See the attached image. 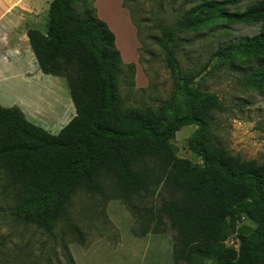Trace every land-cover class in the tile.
<instances>
[{
	"label": "trees",
	"instance_id": "obj_1",
	"mask_svg": "<svg viewBox=\"0 0 264 264\" xmlns=\"http://www.w3.org/2000/svg\"><path fill=\"white\" fill-rule=\"evenodd\" d=\"M95 1L52 0L46 33H26L40 72L66 81L75 116L52 135L18 108L0 106V215L52 234L77 195L98 196L122 202L139 235L169 232L174 264H264V164L229 159L207 144L222 106L195 82L200 71L183 73L176 57L180 35L219 23L257 25L252 38L220 46L217 57L255 55L256 81L264 84V0L243 12L227 9L236 0L188 8L162 41L176 91L155 108L122 95L119 78L124 72L133 88L135 65L122 62ZM187 126L196 127L188 147L199 163L178 158L171 143ZM231 236L236 250L225 246Z\"/></svg>",
	"mask_w": 264,
	"mask_h": 264
},
{
	"label": "rangeland",
	"instance_id": "obj_2",
	"mask_svg": "<svg viewBox=\"0 0 264 264\" xmlns=\"http://www.w3.org/2000/svg\"><path fill=\"white\" fill-rule=\"evenodd\" d=\"M51 1L0 0V12L7 13L0 17L5 26L1 28L0 25V70L16 71L19 69L17 59H32L26 33L29 28L46 33ZM199 1H95L98 18L110 29L118 30L123 10L130 23L131 16L138 25L134 46L136 64L128 63L135 65L134 86L131 88L129 80H123L124 72L118 82L129 103L155 108L169 100L176 91L165 62L166 48L162 41L179 17ZM236 1L235 5H228L230 12H243L257 2ZM122 3L127 9L122 7ZM126 31L125 34L119 33V45L125 49L124 56L129 57L126 44L130 35L128 29ZM257 31V25L219 23V26L201 34L186 33L179 36L182 49L176 57L183 73L200 71L195 82L200 83L203 91L214 95L222 106L220 112L213 113L209 122L205 135L207 144L229 159L260 166L264 164V84L256 81V56L234 55L224 61L217 57L220 46L244 37L252 38ZM42 77V80L52 83L51 97L54 100L51 108L49 103L42 105L47 107L46 113H42L36 124L57 135L75 116V109L63 78ZM138 89H143V92H137ZM1 95L4 107L16 106L8 91H2ZM45 97L49 102V97ZM48 109L52 110L51 113ZM195 131L194 126L184 127L173 136L171 143L177 149L178 158L199 163L188 147V140ZM237 244L234 236L225 242V246L232 250H236ZM172 250L169 232L139 235L133 213L122 202L107 201L98 196L77 195L70 205L69 219L59 223L52 234L18 225L9 213L0 215V264L8 259L10 264H174Z\"/></svg>",
	"mask_w": 264,
	"mask_h": 264
},
{
	"label": "crops",
	"instance_id": "obj_3",
	"mask_svg": "<svg viewBox=\"0 0 264 264\" xmlns=\"http://www.w3.org/2000/svg\"><path fill=\"white\" fill-rule=\"evenodd\" d=\"M118 9L121 10L120 7H118ZM122 12L124 14L123 17L121 13H120L121 17L118 15L120 18L118 21V24H120L118 30H115V28L112 29H110L109 27L108 28L115 36V46L120 53L122 62L124 64L132 63V62L136 64V54L134 53V49H135L134 46H136V42H135L136 29L130 23L126 11L123 10ZM6 14H7L6 12H2V13L0 12V17L6 16ZM0 25L1 28L2 27L5 28V26L2 25L1 22ZM127 29L130 35V39L127 40L126 51L129 53V57L124 56L125 49L119 45L120 43L119 33L121 32L122 34H125L127 32L126 31ZM28 30H32V28H29ZM29 52L30 55L32 56V59L24 60V61L17 59L16 62L19 69H17L16 71H11L10 69L7 68L5 70H0V106L6 108L3 105L4 98L2 97L1 92L8 91L10 95L14 97L15 105H16L15 107L18 108L23 113L24 117L30 123L37 126L36 122L40 120L42 113L44 114L46 113L47 104L49 103L48 104L49 108L53 106L52 101L54 100V97H51L52 94L51 92L53 91L52 83L49 80L47 81V79L42 80L43 79L42 76H48V75H44L40 72L36 60L33 54L31 53V50ZM36 77L38 79H35ZM47 84H49L50 86H47ZM45 96L49 97L50 99L49 102H47ZM42 105H46V106H44L43 108ZM8 107L10 108V106ZM51 111L52 110L48 109L49 113H51Z\"/></svg>",
	"mask_w": 264,
	"mask_h": 264
}]
</instances>
